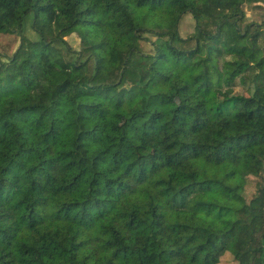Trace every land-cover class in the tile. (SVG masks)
<instances>
[{"label": "trees", "instance_id": "obj_1", "mask_svg": "<svg viewBox=\"0 0 264 264\" xmlns=\"http://www.w3.org/2000/svg\"><path fill=\"white\" fill-rule=\"evenodd\" d=\"M245 7L264 0H0L20 40L0 54V264H264Z\"/></svg>", "mask_w": 264, "mask_h": 264}, {"label": "rangeland", "instance_id": "obj_2", "mask_svg": "<svg viewBox=\"0 0 264 264\" xmlns=\"http://www.w3.org/2000/svg\"><path fill=\"white\" fill-rule=\"evenodd\" d=\"M246 11V19L247 21H260L262 16L264 15V12L260 9H254L250 10L245 7ZM31 15H29L26 20H25V34L32 40H36L38 38L37 34L31 29ZM192 28V21L190 17H186L185 20L182 23L181 30L183 33L185 32H190ZM66 40L68 43L74 47L78 48L79 47V38L73 34L68 37H66ZM19 37L16 36L15 34H8V35H0V54H5V55H11L16 47L19 45ZM235 92L236 93H242L243 88L239 83V80H236V86H235ZM143 107H149V104H147V100L144 102L140 103V105L134 106L135 109L143 108ZM264 175V173H263ZM248 191L251 193L252 192V186L248 188Z\"/></svg>", "mask_w": 264, "mask_h": 264}]
</instances>
